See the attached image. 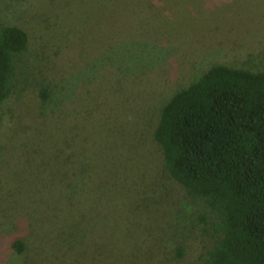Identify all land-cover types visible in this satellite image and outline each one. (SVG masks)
Here are the masks:
<instances>
[{
    "label": "rangeland",
    "instance_id": "obj_1",
    "mask_svg": "<svg viewBox=\"0 0 264 264\" xmlns=\"http://www.w3.org/2000/svg\"><path fill=\"white\" fill-rule=\"evenodd\" d=\"M6 24L28 44L0 106V264H204L214 218L153 132L211 64L264 69V0H0Z\"/></svg>",
    "mask_w": 264,
    "mask_h": 264
},
{
    "label": "trees",
    "instance_id": "obj_2",
    "mask_svg": "<svg viewBox=\"0 0 264 264\" xmlns=\"http://www.w3.org/2000/svg\"><path fill=\"white\" fill-rule=\"evenodd\" d=\"M27 44L21 27L0 25V106ZM153 140L168 174L214 218L220 238L204 264H264V69L211 64L164 101ZM25 246L15 238L10 248Z\"/></svg>",
    "mask_w": 264,
    "mask_h": 264
}]
</instances>
